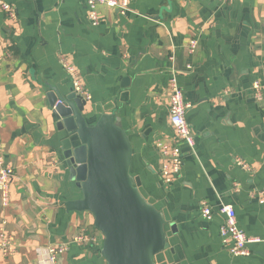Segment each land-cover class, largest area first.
Here are the masks:
<instances>
[{
    "label": "crops",
    "instance_id": "crops-1",
    "mask_svg": "<svg viewBox=\"0 0 264 264\" xmlns=\"http://www.w3.org/2000/svg\"><path fill=\"white\" fill-rule=\"evenodd\" d=\"M4 1L16 16L0 11V150L14 178L0 224L14 252L0 264H43L47 248L62 244L68 250L55 264H106L91 215L66 208L82 195L49 101L52 89L59 98L72 93L61 59L89 95L87 124L114 113L130 140V173L166 220L169 248L156 264H264V0H129L133 11L124 16L99 7L97 27L85 0ZM172 76L190 106L194 149L179 144L183 164L165 186L156 144L174 139ZM201 202L211 220L201 217ZM221 205L263 241L249 246V256L222 247ZM80 232L95 242L72 243Z\"/></svg>",
    "mask_w": 264,
    "mask_h": 264
},
{
    "label": "water",
    "instance_id": "water-1",
    "mask_svg": "<svg viewBox=\"0 0 264 264\" xmlns=\"http://www.w3.org/2000/svg\"><path fill=\"white\" fill-rule=\"evenodd\" d=\"M49 101L58 130L65 132L63 157L82 195L67 202V210L91 215L106 264H156L155 257L169 248L166 220L130 173L132 147L119 118L102 114L88 125L85 101L74 93L59 98L52 89Z\"/></svg>",
    "mask_w": 264,
    "mask_h": 264
},
{
    "label": "built area",
    "instance_id": "built-area-1",
    "mask_svg": "<svg viewBox=\"0 0 264 264\" xmlns=\"http://www.w3.org/2000/svg\"><path fill=\"white\" fill-rule=\"evenodd\" d=\"M222 3H227L229 0H219ZM87 9L88 21L92 27H97L100 24V15L98 8L103 6L116 10L118 14L124 16L131 13L129 0H85ZM0 11H2L8 19H15V13L7 2L0 0ZM134 13V12H133ZM136 14V13H134ZM196 48V40H191L188 45L189 52H194ZM62 67L69 77L72 88V93L80 97L83 101L89 99L84 84L78 77L76 70L67 64L63 59ZM171 95L169 97V121L174 131L173 141H161L156 144V147L165 159L164 165L159 172L160 179L163 185L167 186L180 173L183 164V153L179 149V144H186L190 150L194 149V134L189 127L185 114L190 108L189 104L184 102L183 94L178 86L174 76L170 80ZM259 86L254 85L257 97H260ZM61 104L57 101L55 105ZM243 169L249 170L246 165ZM14 172L9 164L5 162L4 154L0 150V204L6 208L9 203V194ZM199 212L205 220L212 219L211 207L206 202H201ZM219 213L223 215V224L219 228V237L222 247L232 257H246L251 254L249 246L263 242L259 238H250L242 230L239 229L236 221L235 210L232 206L221 205ZM86 242H95L93 237L87 236L85 233H78L72 238V243L82 245ZM68 250L67 244L58 246H50L44 255L43 264H55L57 257ZM14 252L11 243V236L6 230L5 221L0 224V258L10 257Z\"/></svg>",
    "mask_w": 264,
    "mask_h": 264
}]
</instances>
